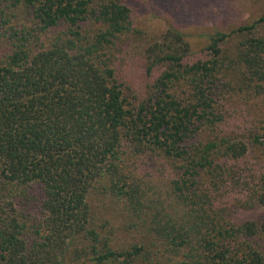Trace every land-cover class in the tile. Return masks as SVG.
<instances>
[{"label":"trees","instance_id":"1","mask_svg":"<svg viewBox=\"0 0 264 264\" xmlns=\"http://www.w3.org/2000/svg\"><path fill=\"white\" fill-rule=\"evenodd\" d=\"M141 33L124 0H0V264H264V136L221 127L264 92V12L148 38L144 94Z\"/></svg>","mask_w":264,"mask_h":264},{"label":"rangeland","instance_id":"2","mask_svg":"<svg viewBox=\"0 0 264 264\" xmlns=\"http://www.w3.org/2000/svg\"><path fill=\"white\" fill-rule=\"evenodd\" d=\"M131 8V18L134 27L143 34L129 35L124 39L125 47L129 50L126 66H123V75L129 77L135 88H140L139 94L148 93L151 78L145 73L143 47L148 38L158 37L167 28L174 27L183 31L189 38L194 51L203 48L206 35L215 29L229 31L236 25L252 21L264 12V0H124ZM237 35H233V39ZM123 43V44H124ZM120 46V45H119ZM247 93V94H245ZM237 91L228 102L226 110L228 116L221 126L227 128L233 135L251 138L253 135L264 136V92ZM226 105V104H225ZM246 160L252 164L264 162V144L253 146ZM96 210L104 211L109 206L104 200L94 202ZM256 215L257 212H240L239 219ZM245 213V214H244ZM256 213V214H255ZM124 234L119 237H123Z\"/></svg>","mask_w":264,"mask_h":264}]
</instances>
